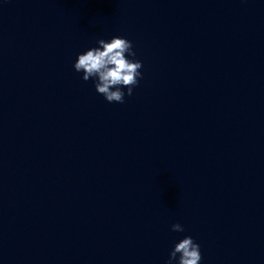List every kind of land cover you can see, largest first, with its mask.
I'll return each mask as SVG.
<instances>
[{"label":"clouds","instance_id":"9594fccd","mask_svg":"<svg viewBox=\"0 0 264 264\" xmlns=\"http://www.w3.org/2000/svg\"><path fill=\"white\" fill-rule=\"evenodd\" d=\"M98 46L92 47L78 57L73 65L76 72L82 73L84 81L93 80L95 90L108 103H124L125 95L131 96L133 88L142 77V62L130 59L135 57L130 40L114 36L110 40L99 39ZM127 89V93L123 89ZM174 232H183L180 223L171 225ZM202 255L200 245L191 236L177 242L169 253L167 264H200Z\"/></svg>","mask_w":264,"mask_h":264}]
</instances>
